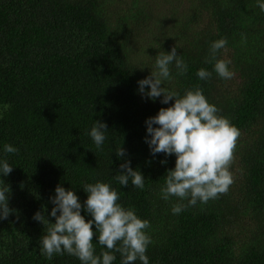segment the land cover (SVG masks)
I'll return each instance as SVG.
<instances>
[{
	"label": "trees",
	"instance_id": "obj_1",
	"mask_svg": "<svg viewBox=\"0 0 264 264\" xmlns=\"http://www.w3.org/2000/svg\"><path fill=\"white\" fill-rule=\"evenodd\" d=\"M166 2L170 13L162 18L153 0H0V162L13 166L0 173V189L10 187L14 210L0 220V264H82L66 253L48 259L40 238L55 222L57 185L73 188L83 206L82 187L97 181L150 223L149 264H264V11L257 0ZM222 38L227 44L216 59L231 61V79L206 62ZM175 46L187 74L172 65L165 86L180 96L200 87L240 132L227 193L179 214L172 207L186 200L161 198L176 156L153 157L145 142V121L175 100L153 102L138 85L159 52ZM201 68L212 72L209 80L196 75ZM96 120L108 126L100 149L88 134ZM6 144L18 152L6 153ZM126 159L143 173V189L114 179ZM38 211L51 221L45 228L33 219ZM93 244L95 255L107 250L98 233ZM114 254L113 264H122Z\"/></svg>",
	"mask_w": 264,
	"mask_h": 264
},
{
	"label": "clouds",
	"instance_id": "obj_2",
	"mask_svg": "<svg viewBox=\"0 0 264 264\" xmlns=\"http://www.w3.org/2000/svg\"><path fill=\"white\" fill-rule=\"evenodd\" d=\"M257 4L264 11V0H257ZM226 44V38L214 41L206 62L215 61V73L223 79H231L234 75L228 67L231 61L216 59L217 53ZM172 65L178 75L187 74L188 65L177 54L176 46L170 53L159 52L155 70L151 69V74L138 81V85L139 92L153 102L160 97H163L160 103L165 105L175 100L170 107H162L157 115L145 121V142L153 157L158 153L176 156L175 168L169 169L165 175L161 198L168 200L174 196L180 201L186 200L187 204L173 205V214H179L187 207L195 206L198 201L206 204L227 193L234 182L229 168L240 132L227 118L217 114L218 108L207 101L200 87L186 90L183 96L166 87L164 81L173 78ZM196 75L200 80H209L212 72L201 68ZM146 86H150V90H146ZM107 130L106 123L96 120L88 133L97 149L104 144ZM4 151L16 153L18 149L6 144ZM115 153L117 157L123 158L126 150L117 148ZM12 171L13 166L6 160L0 162L3 177ZM114 179L123 187H127L130 180L136 188L143 189L145 186L143 173L138 168L133 169L129 159L120 164V171ZM82 188L87 193L83 206L73 188L67 190L57 185L55 196L51 198L55 206L50 213L55 222H51L47 215L46 218L44 211L34 215L33 219L41 222L44 228L51 222L47 233L40 238L41 254L52 259L54 255L66 253L77 257L82 264H113L116 259L114 253H119L122 264H135L137 260L149 264L146 252L152 240L146 230L150 228V223L139 218L133 208L126 209L118 203L119 193L110 184L97 181L85 184ZM10 194V187L0 189V220L8 219L14 211L9 207ZM82 210L92 219H86ZM97 233L99 245L107 249L100 255L94 254L93 240Z\"/></svg>",
	"mask_w": 264,
	"mask_h": 264
},
{
	"label": "rangeland",
	"instance_id": "obj_3",
	"mask_svg": "<svg viewBox=\"0 0 264 264\" xmlns=\"http://www.w3.org/2000/svg\"><path fill=\"white\" fill-rule=\"evenodd\" d=\"M155 4L153 5V13L156 16H161L164 18V16L168 15L170 11H167V7H169V4H167L166 0H153ZM170 23V20L168 21Z\"/></svg>",
	"mask_w": 264,
	"mask_h": 264
}]
</instances>
